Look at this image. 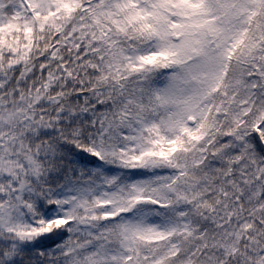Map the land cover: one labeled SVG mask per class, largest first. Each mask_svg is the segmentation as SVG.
I'll return each instance as SVG.
<instances>
[{
    "label": "trees",
    "instance_id": "1",
    "mask_svg": "<svg viewBox=\"0 0 264 264\" xmlns=\"http://www.w3.org/2000/svg\"><path fill=\"white\" fill-rule=\"evenodd\" d=\"M11 12L9 1L0 0V78L6 81L0 87V119L8 108L3 103L10 106L25 101L27 111L36 114L39 132L20 147L19 156L26 166L16 179L23 194L37 192L38 210L50 215L61 194L94 174L110 130L117 129L129 113L125 106L133 102L129 96L133 92L127 87L138 72L126 71L124 51L133 42L135 47L145 44L151 32L141 36V19L133 21L126 10L121 11L124 16L119 20L101 15L92 21L80 19V10L56 12L60 18L41 30L44 16H51L48 12L37 10L30 26L24 24L26 19L12 17ZM252 31L254 39L264 41V10L256 17ZM121 78L125 81L120 82ZM117 84H121L116 87L121 91L116 90ZM230 114L227 111L218 126L220 144L209 147V155H199L194 168L206 188L204 202L187 214L191 230L164 241L165 247H158L162 241H144L140 248L137 245L139 264H260V258H251L247 243L227 249L217 240L226 237L223 229H242L246 223L257 226L264 215V178L255 177V164L263 165L264 123H245L236 129L230 124ZM244 130L250 136L245 137ZM230 174L239 178L237 183L249 175L251 185L232 189L227 183ZM7 239L0 236V264L56 263L47 262L50 257L46 253L54 241L28 247L19 260ZM174 241L178 244L170 250L169 242ZM261 241L264 245V237ZM56 260L57 264H69L63 257Z\"/></svg>",
    "mask_w": 264,
    "mask_h": 264
},
{
    "label": "rangeland",
    "instance_id": "2",
    "mask_svg": "<svg viewBox=\"0 0 264 264\" xmlns=\"http://www.w3.org/2000/svg\"><path fill=\"white\" fill-rule=\"evenodd\" d=\"M155 1L152 0V5L142 6L139 11L143 16L141 21L144 27H148L150 31H158L155 54L129 52L123 57L124 66L126 71L138 72L136 81L152 74L167 61V56L174 55L181 67L169 73L163 82L162 111L159 117L152 121L145 120L149 109H140L138 114L142 117L132 124L134 136H130L134 139L118 133V141L105 142L106 145L103 143L99 154L102 157H113L123 165L118 173L106 178V183L109 184L97 190V196L92 194V185L76 191L64 202L63 208L57 210L56 220L61 219L58 222L70 221L69 218L77 220L73 227H69L70 231L76 229L80 236L78 243L68 248V254L71 256L69 264L123 263L131 257L135 245L140 248L144 241L159 242L161 238L167 241L175 231L182 232L177 221L163 220L164 214L155 208L156 204L180 216L181 204L192 203L195 206L204 202L206 187L202 184L203 177L194 170L199 162L194 155L196 143L193 136L196 132L188 122L191 116L199 117V107L208 99L210 92L222 78L225 69H222V52L234 42V31L227 34L224 32L228 29L231 31L245 22L246 18L242 22H238V19L247 13L251 0H170L179 8V17L167 23L164 9L171 3L164 6L165 0H160L162 5L156 8L158 3L155 4ZM27 2L34 6L41 5L52 12L70 9L75 12L79 3L77 0H20L21 4L16 7L17 15H21L24 8L26 10ZM129 3L126 1L124 5ZM107 14L112 16L109 10ZM27 24L31 25V22ZM174 32L182 34L176 43L170 41ZM216 36L217 45L213 42ZM132 84L130 82V85ZM144 103L145 101L142 105ZM24 112V109L19 107L17 111H12L13 114L4 116L5 119L9 117L11 120L0 122V227L27 240V237L36 238L41 234L46 236L52 229L48 227L50 222L47 225L34 223L22 213V208V212L18 211L7 201L8 197L14 195L11 172L18 168V162L13 155L12 132L8 133L7 125L13 120L29 125L32 115L26 113L29 119L24 120ZM194 118L193 126L198 123ZM184 131L188 132L186 136H183ZM120 141L124 143L117 149L116 143ZM144 164L155 168H177L181 176L176 172L166 174L156 171L139 179L122 175L128 173L130 168H138ZM260 165L261 163L255 165V177ZM238 179L230 175L227 183L235 190L238 186L246 188L251 185L249 175L242 183H237ZM174 180L176 181L173 182ZM19 189L21 190L20 187ZM22 198L30 208L35 207V193L22 194ZM100 204L104 206V212L100 211ZM100 218L106 219V222L99 232L95 233L93 226ZM111 219L114 221H110ZM257 223V226L246 223L242 229L227 227L223 229L226 237L220 236L217 240L227 249L240 248L241 242L247 243L252 251L251 258H260V264H263L264 250L260 254V249L264 247L261 241L264 237V215ZM97 235L98 237H95ZM107 237H114L119 242V248L105 258L99 253L98 247L106 245ZM164 241L159 243L158 247H165ZM90 243H96L95 247L97 244L98 247L87 250ZM174 245V242H169V249H173ZM138 250L128 264H139Z\"/></svg>",
    "mask_w": 264,
    "mask_h": 264
}]
</instances>
